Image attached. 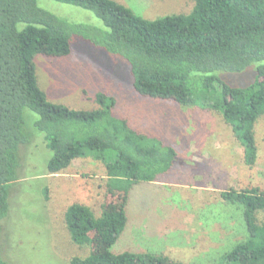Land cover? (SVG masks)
I'll return each instance as SVG.
<instances>
[{"label":"trees","instance_id":"1","mask_svg":"<svg viewBox=\"0 0 264 264\" xmlns=\"http://www.w3.org/2000/svg\"><path fill=\"white\" fill-rule=\"evenodd\" d=\"M53 1L94 12L107 29L72 23L40 8L38 0H0V236L11 187L19 180L20 155L33 136L29 127L45 134L53 153L48 174H61L89 156L107 171L108 195L100 217L80 204L66 211L72 241L91 250L70 264H182L149 252L111 251L128 226L134 187L167 176L177 150L117 118V101L106 93H97L98 108L92 110L49 101L35 62L39 56H70L75 38L100 47L127 62L138 95L221 113L244 149L245 164L253 167L258 160L254 126L264 115V0H195L189 14L155 20L114 0ZM248 70L255 76L247 86L225 81L224 73ZM26 110L38 115L32 124ZM220 197L243 208L250 238L219 264H264V190L230 188ZM0 264L11 263L0 253Z\"/></svg>","mask_w":264,"mask_h":264},{"label":"rangeland","instance_id":"2","mask_svg":"<svg viewBox=\"0 0 264 264\" xmlns=\"http://www.w3.org/2000/svg\"><path fill=\"white\" fill-rule=\"evenodd\" d=\"M114 1L146 20L189 14L195 5V0ZM38 5L72 23L107 29L92 11L53 0H38ZM35 63L49 101L92 110L98 108L97 93H106L117 101L113 111L117 118L177 150L167 176L150 190H135L128 226L113 253L149 252L182 264H219L236 244L250 238L243 208L223 202L220 194L230 188L264 190V115L254 126L258 160L249 167L243 147L221 113L138 95L127 62L100 47L75 38L70 56H39ZM224 75L234 86H247L255 73ZM25 117L30 124L38 119L29 110ZM28 132L33 136L22 149L19 180L11 187L9 213L1 221L0 253L11 264H70L73 257H86L91 250L72 241L66 211L80 204L100 217L108 195L107 171L89 156L76 159L61 174L50 175L47 163L53 153L46 147L45 134L29 127Z\"/></svg>","mask_w":264,"mask_h":264},{"label":"crops","instance_id":"3","mask_svg":"<svg viewBox=\"0 0 264 264\" xmlns=\"http://www.w3.org/2000/svg\"><path fill=\"white\" fill-rule=\"evenodd\" d=\"M155 182H158V181H154V182H141L140 184L136 185L134 187V190L132 191V195L135 193V190L136 192L139 190V189H147V190H150L151 189V185H153ZM126 231V230H125ZM124 231V233H125ZM123 235V234H122Z\"/></svg>","mask_w":264,"mask_h":264}]
</instances>
